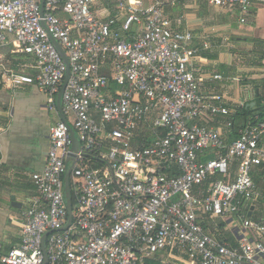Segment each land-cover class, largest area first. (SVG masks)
<instances>
[{
	"label": "built area",
	"instance_id": "1",
	"mask_svg": "<svg viewBox=\"0 0 264 264\" xmlns=\"http://www.w3.org/2000/svg\"><path fill=\"white\" fill-rule=\"evenodd\" d=\"M97 1L45 0L41 17V0H0V44L31 57L35 71L27 76L0 66L2 85H34L55 111L66 70L56 41L70 70L61 111L81 144L71 158L67 124L49 129L45 166L31 176L39 197L22 213L20 244L0 252V264H164L163 257L264 264V220L241 211L259 197L253 175L262 171L264 178V120L244 127L230 144L200 126L229 111L221 96L201 94L190 33L173 29L160 2L114 0L116 15L100 19ZM205 1L236 12L241 23L253 2L264 4ZM208 154L213 157L204 161ZM66 175L74 198L69 226ZM235 216L241 219L235 246L201 224L220 220L232 229Z\"/></svg>",
	"mask_w": 264,
	"mask_h": 264
},
{
	"label": "crops",
	"instance_id": "2",
	"mask_svg": "<svg viewBox=\"0 0 264 264\" xmlns=\"http://www.w3.org/2000/svg\"><path fill=\"white\" fill-rule=\"evenodd\" d=\"M141 1L145 7L160 2L173 29L179 33H190L188 48L196 50L198 55L193 68L196 75L203 79L200 92L205 97L221 96L223 106L229 111L227 116L201 119L198 124L217 131L226 143H232L238 138L239 131L247 126V122L260 120L264 108L261 97L264 83V4L253 2L247 22L241 23L236 12L214 8L205 0ZM95 10L100 19L116 15L114 0H98ZM59 17L64 15L59 13ZM0 66L22 75L33 76L35 73L34 60L27 55L14 53L10 42L0 44ZM212 75H219L221 79L213 80L210 78ZM55 107V111L47 109L46 95L34 85L11 88L3 86L0 81L2 253L20 244L22 213L33 199L39 197L31 176L42 172L46 162L49 129L64 116L62 111H58L56 101ZM75 134L79 141L78 134ZM102 149L103 153L107 152L106 145ZM212 157V154H208L203 160ZM236 170L234 163L229 170L230 181ZM260 183L263 186L264 180H259L258 192ZM258 198L256 204L245 203L243 214L247 218L255 215L256 206L260 212ZM263 208L262 205V211ZM215 222L218 224L217 229ZM215 222L207 218L201 220L206 233L229 245L233 240L237 242V226L230 229L223 221ZM219 224H226L229 231L224 232L225 228Z\"/></svg>",
	"mask_w": 264,
	"mask_h": 264
},
{
	"label": "water",
	"instance_id": "3",
	"mask_svg": "<svg viewBox=\"0 0 264 264\" xmlns=\"http://www.w3.org/2000/svg\"><path fill=\"white\" fill-rule=\"evenodd\" d=\"M44 2H45V0H41V3H40V16L41 17L43 16ZM52 43H53L54 47L56 48L57 52L59 53V55L61 56L63 63L66 67L63 83L61 85L60 91H59L57 98H56L57 109L59 112H61V102H60L61 95L65 89L66 83H67L68 78L70 76V70H69L68 60H67V57H66L64 51L62 50V48L60 47V45L56 41L52 40ZM61 121L66 123V119L64 116H61ZM67 126L69 129L70 138L72 140V146H71L70 151H71V157H73L75 154H77L80 151V143H79L78 138L76 137V134L73 131V129L68 124H67ZM68 177H69V175H66L64 178V193H65V201H66V207H67V212H68V226H69V224L71 222L72 201H71ZM13 206H15V205H13ZM17 206H19V205H17ZM250 210H252V208H250ZM249 216H250V213H248V217ZM45 238H46V235L43 237V240ZM44 264H47L46 259H45Z\"/></svg>",
	"mask_w": 264,
	"mask_h": 264
},
{
	"label": "trees",
	"instance_id": "4",
	"mask_svg": "<svg viewBox=\"0 0 264 264\" xmlns=\"http://www.w3.org/2000/svg\"><path fill=\"white\" fill-rule=\"evenodd\" d=\"M261 97H262V100H264V83H263V85H262V94H261ZM237 114H239V113H237ZM236 114V115H237ZM243 117H245V115H242ZM262 120H264V108H263V112L261 113V118H260V120L259 121H262ZM259 121H257V122H259ZM254 123V120H251V121H249V123L247 122L245 125H251V124H253ZM253 181H254V183L256 184V185H258V183H259V180L260 179H262V180H264V178L262 177V171H258V172H256L254 175H253ZM205 185H207V182L205 183ZM71 200H72V203L74 204V198L72 197L71 198ZM249 202H246V204H248ZM258 203H259V208L263 205L264 206V184H263V186L262 187H260L259 188V198H258ZM245 203L243 204V206L241 207V211H242V213L243 212H245V205H246ZM250 219L251 220H253V221H256V222H261V221H263L264 220V211H262V212H259V213H257L256 215H252L251 217H250ZM232 246H235L236 245V243L234 242V240L232 241V244H231ZM145 264H162L160 261H158V260H148V261H146V263ZM179 264H181V263H179Z\"/></svg>",
	"mask_w": 264,
	"mask_h": 264
},
{
	"label": "rangeland",
	"instance_id": "5",
	"mask_svg": "<svg viewBox=\"0 0 264 264\" xmlns=\"http://www.w3.org/2000/svg\"><path fill=\"white\" fill-rule=\"evenodd\" d=\"M208 159H210V158H207V159H204V161H206V160H208ZM217 179L218 180H223V178L221 177V176H218L217 177ZM259 187H262V185H261V183H260V185H259ZM249 203H251V204H256V200H254V201H249ZM256 210L257 211H255V215L258 213V207L256 206ZM263 211H264V208H263ZM260 212H262V206L260 207ZM233 221H234V225H236L237 226V228L238 229H241V219L239 218V217H237V216H235L234 218H233ZM215 227H216V229L218 228V224H216V222H215ZM220 225V224H219ZM220 226H222V227H224L225 228V230H223L224 232H228L229 230H228V228H227V225L226 224H221ZM223 228V229H224ZM163 261H165V263L164 264H179V262H175V261H170V259H168L167 257H163V258H161Z\"/></svg>",
	"mask_w": 264,
	"mask_h": 264
}]
</instances>
